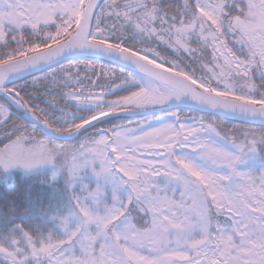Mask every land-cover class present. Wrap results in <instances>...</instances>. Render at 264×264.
Here are the masks:
<instances>
[{
	"label": "snow or ice",
	"instance_id": "6c2138e0",
	"mask_svg": "<svg viewBox=\"0 0 264 264\" xmlns=\"http://www.w3.org/2000/svg\"><path fill=\"white\" fill-rule=\"evenodd\" d=\"M257 122L264 0H0V168L68 188L0 264H264Z\"/></svg>",
	"mask_w": 264,
	"mask_h": 264
},
{
	"label": "trees",
	"instance_id": "16d2710c",
	"mask_svg": "<svg viewBox=\"0 0 264 264\" xmlns=\"http://www.w3.org/2000/svg\"><path fill=\"white\" fill-rule=\"evenodd\" d=\"M263 152V151H262ZM42 178L26 175L13 181L0 182V229L7 230L13 224L22 223L33 231L54 230L60 234L53 214L63 215L67 211V188L47 186Z\"/></svg>",
	"mask_w": 264,
	"mask_h": 264
},
{
	"label": "rangeland",
	"instance_id": "374dc122",
	"mask_svg": "<svg viewBox=\"0 0 264 264\" xmlns=\"http://www.w3.org/2000/svg\"><path fill=\"white\" fill-rule=\"evenodd\" d=\"M258 146L261 149H263L264 147V145ZM246 158H248L250 161H245L244 163L237 165L239 171H253L255 173L264 171V157L262 156V154L258 153L255 156L249 154L248 156H246ZM53 171L54 168L51 165L38 166L32 170H25L20 166H17L13 169H9L7 171L0 168V182L4 181L5 179H9V181L11 180L15 182L16 179L22 176L25 177L26 175H32L33 172L40 174H45V172H47L46 174L52 177ZM60 174L56 178H58ZM1 185H3V183Z\"/></svg>",
	"mask_w": 264,
	"mask_h": 264
},
{
	"label": "water",
	"instance_id": "95a60500",
	"mask_svg": "<svg viewBox=\"0 0 264 264\" xmlns=\"http://www.w3.org/2000/svg\"><path fill=\"white\" fill-rule=\"evenodd\" d=\"M26 120V118H24ZM27 121V120H26ZM28 122V121H27ZM252 126H257V127H264V124H260L259 122L254 123Z\"/></svg>",
	"mask_w": 264,
	"mask_h": 264
}]
</instances>
